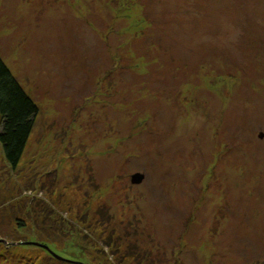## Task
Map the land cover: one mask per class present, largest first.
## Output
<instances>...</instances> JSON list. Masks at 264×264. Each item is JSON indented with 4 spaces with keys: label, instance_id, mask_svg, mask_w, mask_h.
Segmentation results:
<instances>
[{
    "label": "rangeland",
    "instance_id": "rangeland-1",
    "mask_svg": "<svg viewBox=\"0 0 264 264\" xmlns=\"http://www.w3.org/2000/svg\"><path fill=\"white\" fill-rule=\"evenodd\" d=\"M0 55V264H264V0H0Z\"/></svg>",
    "mask_w": 264,
    "mask_h": 264
},
{
    "label": "trees",
    "instance_id": "trees-1",
    "mask_svg": "<svg viewBox=\"0 0 264 264\" xmlns=\"http://www.w3.org/2000/svg\"><path fill=\"white\" fill-rule=\"evenodd\" d=\"M38 107L14 77L0 55V145L7 163L15 168L28 136L33 128ZM45 245L52 255L68 259L69 247L54 251ZM56 251V252H55ZM64 256H63V255Z\"/></svg>",
    "mask_w": 264,
    "mask_h": 264
},
{
    "label": "water",
    "instance_id": "water-1",
    "mask_svg": "<svg viewBox=\"0 0 264 264\" xmlns=\"http://www.w3.org/2000/svg\"><path fill=\"white\" fill-rule=\"evenodd\" d=\"M142 178H143V174L142 173L135 172V173L131 174L130 181L132 183H138V182H140L142 180ZM42 246L47 248L45 245H42Z\"/></svg>",
    "mask_w": 264,
    "mask_h": 264
}]
</instances>
